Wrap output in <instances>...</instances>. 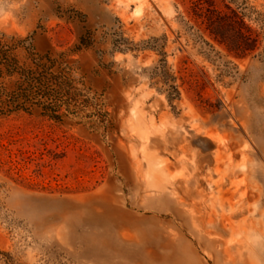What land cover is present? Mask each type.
<instances>
[{"label": "rangeland", "instance_id": "374dc122", "mask_svg": "<svg viewBox=\"0 0 264 264\" xmlns=\"http://www.w3.org/2000/svg\"><path fill=\"white\" fill-rule=\"evenodd\" d=\"M227 6L264 13L0 0V264H264V41L228 52Z\"/></svg>", "mask_w": 264, "mask_h": 264}, {"label": "trees", "instance_id": "16d2710c", "mask_svg": "<svg viewBox=\"0 0 264 264\" xmlns=\"http://www.w3.org/2000/svg\"><path fill=\"white\" fill-rule=\"evenodd\" d=\"M227 9H229V13L216 11L215 17L208 16L207 28L209 32L226 47L228 52L234 55L244 56L253 52L264 41V13L252 9L247 13L238 12L228 6ZM253 13L256 14L254 19L259 24L258 28L253 27L245 20V16L251 19ZM10 50L11 47L0 42V65L5 66L8 72L16 68V61L11 56ZM160 61L165 66V60L161 59ZM1 73L2 69H0V75ZM155 75L161 76L163 84H167V72L165 70H158ZM167 89H172L175 96L179 93L176 85L167 84Z\"/></svg>", "mask_w": 264, "mask_h": 264}]
</instances>
